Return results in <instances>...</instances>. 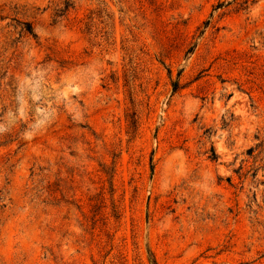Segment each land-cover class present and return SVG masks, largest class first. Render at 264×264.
I'll return each mask as SVG.
<instances>
[{
	"label": "rangeland",
	"instance_id": "374dc122",
	"mask_svg": "<svg viewBox=\"0 0 264 264\" xmlns=\"http://www.w3.org/2000/svg\"><path fill=\"white\" fill-rule=\"evenodd\" d=\"M150 259L264 264V0H0V264Z\"/></svg>",
	"mask_w": 264,
	"mask_h": 264
},
{
	"label": "trees",
	"instance_id": "16d2710c",
	"mask_svg": "<svg viewBox=\"0 0 264 264\" xmlns=\"http://www.w3.org/2000/svg\"><path fill=\"white\" fill-rule=\"evenodd\" d=\"M178 88L177 81H173V90L175 91ZM151 264H156L154 259H150Z\"/></svg>",
	"mask_w": 264,
	"mask_h": 264
}]
</instances>
